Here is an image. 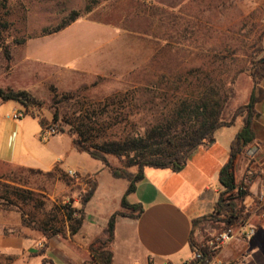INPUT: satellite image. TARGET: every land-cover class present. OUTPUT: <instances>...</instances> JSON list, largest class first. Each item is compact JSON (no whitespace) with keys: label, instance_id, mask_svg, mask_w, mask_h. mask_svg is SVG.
Segmentation results:
<instances>
[{"label":"rangeland","instance_id":"rangeland-1","mask_svg":"<svg viewBox=\"0 0 264 264\" xmlns=\"http://www.w3.org/2000/svg\"><path fill=\"white\" fill-rule=\"evenodd\" d=\"M263 56L264 0H0V89L35 100L15 120L14 108L25 107L0 97V178L36 192L37 201L21 206L27 218L64 225L63 205H81L94 183L29 170L46 171L60 158L67 166H104L76 150L67 158L68 126L42 141L41 118L53 125L52 85L77 93L83 110L114 101L107 110L119 114L111 128L119 135L153 126L157 110L169 112L188 94L214 92L230 119L248 103L250 70ZM108 160L124 167L116 156ZM100 177L106 194L113 177L108 169ZM94 204L98 213L102 201Z\"/></svg>","mask_w":264,"mask_h":264},{"label":"crops","instance_id":"crops-1","mask_svg":"<svg viewBox=\"0 0 264 264\" xmlns=\"http://www.w3.org/2000/svg\"><path fill=\"white\" fill-rule=\"evenodd\" d=\"M261 88L264 90V77ZM255 110V139L240 157L236 177L238 183L249 188L243 217L246 227L253 224L258 230L251 240L238 238L225 246L219 253L224 263L264 264V99L256 104ZM242 126V119H238L234 125L217 130L214 143L197 149L180 172L145 168V178L128 196L130 203L142 205L143 213L139 218L117 217L111 244L113 264H184L192 256L193 241L202 243L212 234L223 231V224L219 222H194L214 212L224 189L220 171L229 159L231 143ZM68 143L67 158L73 150L79 152L72 136ZM57 163L46 171L34 170L48 173L59 167L66 173L72 170L96 179L97 188L85 207L83 226L72 236L66 222L63 234L47 238L42 232L26 227L15 212L0 209V257L6 264L90 262L93 260L92 242L107 238L110 217L122 209V198L129 186L127 180L111 174L108 193L103 194L100 174L105 167L98 165L91 170L80 165L67 166L61 158ZM101 201L98 213L93 212L94 203ZM76 207L81 205L77 203Z\"/></svg>","mask_w":264,"mask_h":264},{"label":"trees","instance_id":"trees-1","mask_svg":"<svg viewBox=\"0 0 264 264\" xmlns=\"http://www.w3.org/2000/svg\"><path fill=\"white\" fill-rule=\"evenodd\" d=\"M76 16L78 17V14L73 17ZM74 20L75 18L72 19ZM250 76L254 81L250 99L247 104L237 108L230 119L225 118L226 102L217 98L214 92L200 96L188 94L178 97L169 112L164 111V108L157 110L159 113L154 114L153 126L141 130L135 128L129 132L119 129V135L111 130L116 127L115 123L119 119V114L114 110H107L114 105V101L105 103L103 107L101 104L98 107L97 104H89V109L83 110L79 107L82 103L76 100L77 93H60L55 86H51L53 93L51 108L56 134L65 133V127L68 126V133L73 137L74 145L79 152L100 161L115 178L129 182L122 198V209L115 212L109 219L106 228L107 238L104 240L97 238L92 242L90 250L93 260L84 264H113L111 244L117 217L139 218L143 213L142 205L130 203L128 196L135 192L137 184L145 178L146 167L170 169L174 172L182 171L189 157L197 149L209 146L217 130L232 126L241 118L243 126L232 141L229 159L220 171V181L224 189L220 193L214 212L194 222L199 224L205 220H212L222 223L223 230L234 228L239 224L246 210L245 200L249 195V188L243 183H238L236 173L240 157L255 139L254 124L257 115L255 107L264 99V90L261 88V80L264 77V56L250 70ZM0 97L3 101L15 100L21 103L26 109V115H29V108L35 105L34 98L26 91L0 89ZM156 99L154 95V102ZM66 104L69 107H66L67 109L62 113L61 109L65 108ZM159 105L162 104L159 103ZM155 106L157 107L156 104ZM30 115L36 116L34 113ZM47 123L46 119L41 118L43 129L46 128ZM109 155L122 160L124 167L112 166L108 160ZM129 168H137V171L131 172ZM29 171L43 173L34 169ZM55 173L67 177V173L59 167L48 172L49 175ZM96 188L95 182L92 189L85 192L80 208L73 206L72 203L63 205L65 223L68 222L72 236L83 226L86 219L85 207L93 197ZM35 201L37 196L33 190L20 186L14 180L0 178V208L6 211L18 209L23 224L42 232L47 238L63 234L64 225H56L49 221L39 222L26 217L21 206H28ZM192 245L194 250L200 243L193 241Z\"/></svg>","mask_w":264,"mask_h":264},{"label":"built area","instance_id":"built-area-1","mask_svg":"<svg viewBox=\"0 0 264 264\" xmlns=\"http://www.w3.org/2000/svg\"><path fill=\"white\" fill-rule=\"evenodd\" d=\"M25 114V112L15 110L12 116L13 119L18 120L25 116ZM56 131L54 125L46 127L41 134L42 141H49L50 138L56 134ZM67 173L76 181L87 186L93 185L96 181L94 176H80L77 172L72 170ZM257 230L258 227L253 224H247L246 227L244 219H241L236 227L212 234L206 241L200 243V245L193 250L191 258L184 264H234L222 262L219 259V253L235 239L251 240L255 236Z\"/></svg>","mask_w":264,"mask_h":264},{"label":"water","instance_id":"water-1","mask_svg":"<svg viewBox=\"0 0 264 264\" xmlns=\"http://www.w3.org/2000/svg\"><path fill=\"white\" fill-rule=\"evenodd\" d=\"M214 143V140L213 141H211V143L209 144V145H212Z\"/></svg>","mask_w":264,"mask_h":264}]
</instances>
